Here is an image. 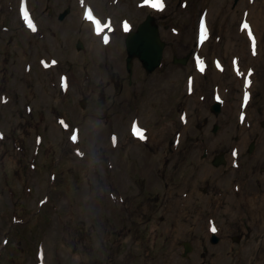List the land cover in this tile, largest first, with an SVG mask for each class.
I'll use <instances>...</instances> for the list:
<instances>
[{
  "label": "rangeland",
  "instance_id": "1",
  "mask_svg": "<svg viewBox=\"0 0 264 264\" xmlns=\"http://www.w3.org/2000/svg\"><path fill=\"white\" fill-rule=\"evenodd\" d=\"M85 1L104 17L100 35ZM145 1L156 2L137 0V25L159 18L165 62L147 73L137 59L129 76L121 35L102 39L123 4L110 18L107 0H0V264H264L261 231L231 213L233 175L213 164L264 132V0ZM242 158L264 166V137ZM48 196L45 216L19 226Z\"/></svg>",
  "mask_w": 264,
  "mask_h": 264
},
{
  "label": "flooded vegetation",
  "instance_id": "2",
  "mask_svg": "<svg viewBox=\"0 0 264 264\" xmlns=\"http://www.w3.org/2000/svg\"><path fill=\"white\" fill-rule=\"evenodd\" d=\"M119 4H123L124 7L126 6L128 12H124L122 15H120L122 17V20H120L121 24L118 27H116L117 25L114 24L116 29L111 31V36L113 37V41H114L116 36H118L119 34L121 35L123 41V47L125 52L127 53L125 38L131 31L137 30V0H107V6L106 5L105 6L107 9H110V12L109 14L106 15L111 16L113 18L114 17L113 10ZM49 6L50 5H47V10L49 14L53 16L54 12ZM72 11H75V9L71 6L70 3H67V5L59 12H57L56 15L59 21L63 23L67 21ZM136 62H137V58L134 60L133 64H135ZM126 68H127V62H126ZM251 120L252 118L246 119L247 124L244 125L246 126L245 128H242L241 126L237 127V131L239 132L235 134L236 142L241 139V132L253 130V127L250 126ZM262 126L264 128V119L262 120ZM263 137H264L263 131L254 132L250 142H248L249 138L246 140L245 144L246 143L247 144L243 152L240 144L234 143L233 144L234 147L231 148L229 163H227L226 159L223 157L225 154L224 152H221L217 157L219 158L218 161L221 162L223 166L227 165L229 172L233 175V177H231V182H230V189L232 192L231 205H230L231 213L235 215H239V213L242 212V216L245 219V222H243L245 223V227L247 228L253 227L256 230L261 231V238L259 239L260 246L256 247L258 249L259 247L262 248L264 245V244L262 245V243H264V193L258 191V189H260L259 186L260 182L264 181V166L259 165V167H257V171H255V164H253V166H251V163L248 164L245 160H243L242 154L244 155L248 154L250 156L256 155ZM204 156L207 157L206 152ZM213 164L215 166L221 165V164L220 165L215 164L214 161ZM241 173L244 174L248 173V174L242 178ZM251 173L256 174V179L254 180V182H255V186L259 187L256 191H254L255 190L254 188L253 189L251 188V181H252L250 178ZM252 187L254 186L252 185ZM204 190H207V188H204ZM217 194L219 195L217 197V200L219 201L220 199L222 200L223 195L221 194V192ZM231 238L234 239L235 243H245V244H248V242L252 240L250 238L244 237L243 235H239V234L232 235ZM219 240L220 237L217 236L216 241ZM213 241H215L214 238ZM190 249L191 246L189 242H186L185 255ZM261 261H264V258H262Z\"/></svg>",
  "mask_w": 264,
  "mask_h": 264
},
{
  "label": "water",
  "instance_id": "3",
  "mask_svg": "<svg viewBox=\"0 0 264 264\" xmlns=\"http://www.w3.org/2000/svg\"><path fill=\"white\" fill-rule=\"evenodd\" d=\"M127 46L129 51L127 59L129 72H131L135 57L141 60L147 73L153 72L160 65L165 42L160 37L159 26L153 16H148L139 25L137 32L131 33L127 40ZM218 108V104H215L213 111H217ZM214 163L219 164V161L215 160Z\"/></svg>",
  "mask_w": 264,
  "mask_h": 264
},
{
  "label": "snow or ice",
  "instance_id": "4",
  "mask_svg": "<svg viewBox=\"0 0 264 264\" xmlns=\"http://www.w3.org/2000/svg\"><path fill=\"white\" fill-rule=\"evenodd\" d=\"M153 7H163L162 3H160V0H156L155 3H153ZM27 15V14H25ZM86 19L93 22L94 23V26H95V31L97 33V35H100L104 32V29L106 27V25H102L101 22L99 20H97L91 13V11L89 10L87 13H86ZM28 27L31 28L33 31H35V27L33 26L32 22L31 21H28ZM249 25L247 23H245L243 25V28L244 29H249ZM249 36L252 35V33L249 31ZM206 37V30H205V26L204 24L202 23L201 24V40H203L204 38ZM103 40H104V43H108V36L107 35H104L103 36ZM253 47H255L254 43H253ZM53 63H55L53 61ZM201 71H203V66H201ZM248 100V96L247 94L245 95V101ZM61 124H63L64 122L61 121L60 122ZM133 132L134 134L139 137L140 139H144L145 136H144V133L142 130H140L138 127L134 126L133 128ZM71 139L73 141H76L77 140V136L74 134ZM115 142V141H114ZM212 231H216V229L213 227L212 228Z\"/></svg>",
  "mask_w": 264,
  "mask_h": 264
},
{
  "label": "trees",
  "instance_id": "5",
  "mask_svg": "<svg viewBox=\"0 0 264 264\" xmlns=\"http://www.w3.org/2000/svg\"><path fill=\"white\" fill-rule=\"evenodd\" d=\"M45 208H46V206L44 205L43 206V208H42V210L38 213V214H36L33 218H32V220H31V222H29L28 224H26V225H30V224H32L33 222H34V220H36V218L37 217H39V216H45V214H44V211H45ZM57 211V210H56ZM52 216L50 215V217H49V222H51L52 221ZM89 237V236H88ZM89 241H90V239H89ZM4 253V252H3ZM2 253V254H3ZM2 256V255H1Z\"/></svg>",
  "mask_w": 264,
  "mask_h": 264
},
{
  "label": "bare ground",
  "instance_id": "6",
  "mask_svg": "<svg viewBox=\"0 0 264 264\" xmlns=\"http://www.w3.org/2000/svg\"><path fill=\"white\" fill-rule=\"evenodd\" d=\"M246 33V35L248 34L247 32H245ZM113 42L114 41H112V43H111V46H112V44H113ZM111 46H109V47H111ZM237 74V71L235 70V75ZM243 75V74H242ZM244 76V75H243Z\"/></svg>",
  "mask_w": 264,
  "mask_h": 264
}]
</instances>
